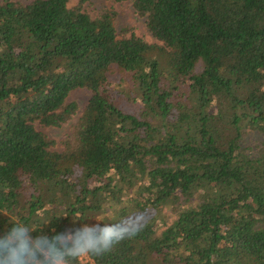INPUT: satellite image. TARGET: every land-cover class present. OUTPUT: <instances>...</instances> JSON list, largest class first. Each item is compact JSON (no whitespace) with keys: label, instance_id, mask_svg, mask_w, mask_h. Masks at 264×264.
Instances as JSON below:
<instances>
[{"label":"trees","instance_id":"1","mask_svg":"<svg viewBox=\"0 0 264 264\" xmlns=\"http://www.w3.org/2000/svg\"><path fill=\"white\" fill-rule=\"evenodd\" d=\"M112 1L158 45L121 36L115 6L0 0V234L108 210L136 234L94 264H264V0ZM79 90L58 150L38 127L74 120Z\"/></svg>","mask_w":264,"mask_h":264},{"label":"clouds","instance_id":"2","mask_svg":"<svg viewBox=\"0 0 264 264\" xmlns=\"http://www.w3.org/2000/svg\"><path fill=\"white\" fill-rule=\"evenodd\" d=\"M135 234L133 224L121 229L112 223H83L51 235H37L27 224H14L0 234V264H71L82 256L105 255Z\"/></svg>","mask_w":264,"mask_h":264},{"label":"rangeland","instance_id":"3","mask_svg":"<svg viewBox=\"0 0 264 264\" xmlns=\"http://www.w3.org/2000/svg\"><path fill=\"white\" fill-rule=\"evenodd\" d=\"M110 6H115L118 11V20H117V30L121 36L130 37L131 35H136L144 38L151 45H158V42L153 38V36L149 33L145 20L136 15L133 7L128 1H124L121 3H115L112 0H91L88 10L95 14L101 12L105 8H109ZM120 79V77L118 76ZM90 98L89 92L85 90H79L75 92L71 99L76 101L80 107V112L78 116L70 121L68 124L64 125L60 128H42L38 127V130L44 132L50 139L57 143L56 149L61 150V144L66 139L68 135L71 134L73 130V126L77 123V120L84 110L86 104L88 103ZM262 135L252 132L251 130H246L245 138L243 140V147L249 149L250 152L257 151V144L262 140ZM166 215H169V224L176 219L175 212L168 208ZM112 214L107 210L103 214L91 215L88 223H106V219H111ZM90 258L86 255L82 259V264H92L89 260Z\"/></svg>","mask_w":264,"mask_h":264},{"label":"built area","instance_id":"4","mask_svg":"<svg viewBox=\"0 0 264 264\" xmlns=\"http://www.w3.org/2000/svg\"><path fill=\"white\" fill-rule=\"evenodd\" d=\"M82 262H83V260H82ZM90 262H91L92 264H94L93 261H92L91 259H90Z\"/></svg>","mask_w":264,"mask_h":264},{"label":"crops","instance_id":"5","mask_svg":"<svg viewBox=\"0 0 264 264\" xmlns=\"http://www.w3.org/2000/svg\"><path fill=\"white\" fill-rule=\"evenodd\" d=\"M90 260V259H89Z\"/></svg>","mask_w":264,"mask_h":264}]
</instances>
